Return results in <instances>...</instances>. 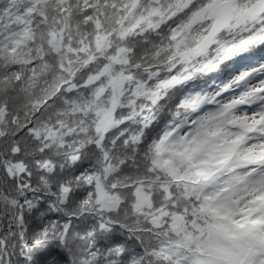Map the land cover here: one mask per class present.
I'll return each mask as SVG.
<instances>
[{
    "label": "snow or ice",
    "instance_id": "6c2138e0",
    "mask_svg": "<svg viewBox=\"0 0 264 264\" xmlns=\"http://www.w3.org/2000/svg\"><path fill=\"white\" fill-rule=\"evenodd\" d=\"M0 264H264V0H0Z\"/></svg>",
    "mask_w": 264,
    "mask_h": 264
},
{
    "label": "trees",
    "instance_id": "16d2710c",
    "mask_svg": "<svg viewBox=\"0 0 264 264\" xmlns=\"http://www.w3.org/2000/svg\"><path fill=\"white\" fill-rule=\"evenodd\" d=\"M9 104L12 107V111L9 112L8 118L3 120V123L5 125V130L15 135V132L18 131V129H13V127L9 124V120L15 119L18 115L19 120L17 121V123L23 125L31 121L33 119V115L31 114L30 110L24 107L23 102L18 101L14 97V94L9 98ZM21 141L25 144V147L28 149L29 153L35 150V144L28 137H22Z\"/></svg>",
    "mask_w": 264,
    "mask_h": 264
}]
</instances>
